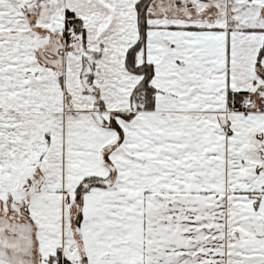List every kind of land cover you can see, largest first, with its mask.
<instances>
[{
	"label": "snow or ice",
	"instance_id": "snow-or-ice-1",
	"mask_svg": "<svg viewBox=\"0 0 264 264\" xmlns=\"http://www.w3.org/2000/svg\"><path fill=\"white\" fill-rule=\"evenodd\" d=\"M0 264H264V0H0Z\"/></svg>",
	"mask_w": 264,
	"mask_h": 264
}]
</instances>
